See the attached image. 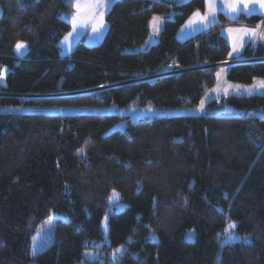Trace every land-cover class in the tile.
Segmentation results:
<instances>
[{
    "label": "trees",
    "instance_id": "trees-1",
    "mask_svg": "<svg viewBox=\"0 0 264 264\" xmlns=\"http://www.w3.org/2000/svg\"><path fill=\"white\" fill-rule=\"evenodd\" d=\"M205 4L116 0L102 42L81 40L62 55L60 43L75 11L67 0H0V74L3 66L10 69L0 84V264H264V118L135 120L15 110L29 103L199 105L218 80L219 66L205 65L232 62L231 43L221 30L232 22L224 15L209 30L178 38ZM158 15L165 18L159 41L142 49ZM240 19L258 24L262 17ZM18 41L29 46L23 58L16 56ZM244 55L264 57V41L248 45ZM171 62L184 72L134 81ZM259 77L264 60L229 65L232 81ZM58 93L66 94L25 97ZM225 103L264 108V93L227 96ZM120 120L125 129L113 130ZM115 190L127 205L111 211L106 243L102 222ZM53 212L64 218L56 222L53 243L33 258L37 226ZM229 221L251 240L224 242ZM193 228L196 239L187 241ZM101 243L126 248L116 262H82L85 250Z\"/></svg>",
    "mask_w": 264,
    "mask_h": 264
},
{
    "label": "rangeland",
    "instance_id": "rangeland-1",
    "mask_svg": "<svg viewBox=\"0 0 264 264\" xmlns=\"http://www.w3.org/2000/svg\"><path fill=\"white\" fill-rule=\"evenodd\" d=\"M3 8L0 5V17L2 15ZM158 17L162 21L163 26L165 22V18L162 16ZM86 20H89L87 16H85ZM99 19V16L96 17V20ZM105 27L101 29L99 32H94L92 30V23L95 21H90L87 26H78L76 30L72 29L68 33H72V36L69 37V41L67 43L64 42L65 36L61 40V53L62 55H69L74 50L75 46L81 40L82 36L89 32L87 36L86 43L89 45H95L102 42L105 38L106 33L109 28V23L107 22L105 16L103 17ZM156 22V26H152V32L146 43L142 46V49H145L147 46H152L159 41L160 32L163 28L162 25H159V22ZM158 29V30H157ZM102 37V38H100ZM25 42V41H23ZM27 45L28 43L25 42ZM29 50V46L26 50L17 53L16 56L19 58H23ZM254 58V57H248ZM228 64L219 65L218 70V80L214 87H212L207 94L203 97L200 104L195 107H178V106H159V105H147V106H137L135 104H130L127 106H121L117 103H112L110 105L103 106H89V105H60V104H45V103H29L19 107L18 111L21 112H40L46 114H114L121 117L130 116L132 119H152L154 117H168L172 115H202V116H223V117H258L264 118V108H238L232 106L230 104H223V98L231 95L236 96H244V95H253V94H263L264 87H261L260 82L264 81V78L259 77L256 78L252 83H240L232 81L228 78ZM6 70V71H5ZM8 66H3L2 68V78H0V84H6V77L9 72ZM165 71V69H164ZM163 72V71H162ZM153 78V77H150ZM201 105H203V111H201ZM125 120H120L113 126L114 129H125ZM115 192L119 193V199L115 198L110 199L111 208L110 211L105 215L108 217L107 222L103 219L102 226L105 235V242L108 243L109 237V216L111 211H122L125 209L127 203L122 201V195L119 191ZM113 194V193H112ZM112 197V195H111ZM104 217V218H105ZM59 218H64V215L58 212H53L50 216L43 219L37 226V230L33 236L32 248H36L38 256L43 250H45L50 244L53 243L55 237V227L56 222ZM235 223V221H229L226 227L228 229L229 224ZM107 225V226H106ZM237 225V224H236ZM223 234L224 242H234V241H250L251 238L248 235H242L237 232L236 227L232 229L230 232L226 231ZM234 233V234H233ZM185 239L187 241H194L196 239V229L188 230L185 235ZM103 243V242H102ZM102 243L98 246L99 248H92L85 250V257L82 260L84 262L86 259H105L106 257H110L113 262H116L118 257L122 255L125 251L126 247L120 248H104L102 247ZM123 248V252L117 251L118 249ZM116 253L117 259H113V253ZM92 255H88V254ZM33 257V256H32ZM34 258V257H33ZM80 262V263H82Z\"/></svg>",
    "mask_w": 264,
    "mask_h": 264
},
{
    "label": "crops",
    "instance_id": "crops-1",
    "mask_svg": "<svg viewBox=\"0 0 264 264\" xmlns=\"http://www.w3.org/2000/svg\"><path fill=\"white\" fill-rule=\"evenodd\" d=\"M116 0H110L108 7L104 10V16L106 18V14L110 10V8L113 6ZM178 3L186 2L187 0H175ZM232 2V0H215L214 5L209 10L207 0L205 4V10H196L187 20L186 22L181 26V28L178 31V38L182 41H185L189 38H192L200 33H203L207 30H209L211 27L215 26L220 21V15H224L227 17L232 23L226 24L222 27V34L229 40L231 43V53L228 61H235L237 59H244L245 55L244 52L246 50V47L250 44H253V46L257 45L260 41H264L261 39V26H264V10H260L259 5H253V7L256 8V11L252 12L250 15L243 10V5L240 6V11L233 13L231 9L229 8V4ZM199 12L201 17H208L211 23H207V26H205V23L200 22V18L195 16L194 14ZM214 14V16H213ZM243 15L251 16V15H260L262 17V20L258 24H248L245 21H241V17ZM160 20V19H158ZM153 21V19H152ZM151 21V25H152ZM159 25L163 26L162 21H158ZM234 22H236L234 24ZM152 28V26H151ZM254 29L257 33L255 37H249L248 35L232 31L229 32V29ZM109 29V28H108ZM264 29V28H263ZM108 32V31H107ZM89 35V32L82 36L81 40H84L86 42L87 36ZM102 38V37H100ZM80 40V41H81ZM242 45V46H241ZM233 46H235L237 49H239V52L233 51Z\"/></svg>",
    "mask_w": 264,
    "mask_h": 264
},
{
    "label": "snow or ice",
    "instance_id": "snow-or-ice-1",
    "mask_svg": "<svg viewBox=\"0 0 264 264\" xmlns=\"http://www.w3.org/2000/svg\"><path fill=\"white\" fill-rule=\"evenodd\" d=\"M69 6L73 8L75 11L71 15V24L73 27V30L75 31L78 26H87V24L90 21H95L92 23V30L94 32H99L101 29L105 27L104 23V10L108 7V4L110 0H67ZM215 0H207V4L209 7V10L211 11ZM243 5V10L247 12L249 15L256 11V8L253 7V5H259L260 10H264V0H232V2L228 5L229 8L233 13H236L240 11V6ZM195 16L200 18L201 23H211L212 21L209 20L208 17H201L200 13L197 12L194 14ZM85 16L89 18V20L85 19ZM99 16V19L96 20V17ZM214 16V14H213ZM158 17H154L152 24L155 27L156 22L158 21ZM207 23H205V26H207ZM158 30V29H157ZM229 32L237 31L242 32L246 35H248L250 38L255 37L257 35L256 31L254 29H229ZM72 36V33H68L67 36H65L64 42L67 43L69 41V37ZM261 39H264V33L260 34ZM242 46V45H241ZM28 48V45L23 41H18L15 45V49L17 53H20ZM234 52H239V49H237L235 46H233ZM231 56L232 53H229ZM6 71V70H5ZM0 78H2V74H0ZM261 87H264V81L260 82ZM201 111H203V105H201ZM81 151H83L81 149ZM115 198L116 200L119 199V193L113 191L112 197L110 199ZM105 222H107L108 217H105ZM107 226V225H106ZM236 224L233 222L229 224L228 229L226 231H231L232 229H235ZM234 234V233H233ZM117 251L123 252V248L118 249ZM31 255L35 258L37 255L36 248L33 247ZM92 255V254H88ZM113 259H117L116 253H113Z\"/></svg>",
    "mask_w": 264,
    "mask_h": 264
},
{
    "label": "water",
    "instance_id": "water-1",
    "mask_svg": "<svg viewBox=\"0 0 264 264\" xmlns=\"http://www.w3.org/2000/svg\"><path fill=\"white\" fill-rule=\"evenodd\" d=\"M259 60H264V57H261V58L254 57V58L237 59L235 61H232L229 65L243 63V62L259 61ZM226 62L227 61L219 62V63H214V64H209V65H205V66L206 67H214V66L222 65V64H224ZM158 76H163L162 72L161 73H157L155 75H147V76H144V77H139V78L135 79L134 81H137V80H146V79H148L150 77H158ZM107 87H111V86H105V87H102V88L104 89V88H107ZM65 94L66 93H58V94H27V95H25V97H51V96H59V95H65Z\"/></svg>",
    "mask_w": 264,
    "mask_h": 264
},
{
    "label": "built area",
    "instance_id": "built-area-1",
    "mask_svg": "<svg viewBox=\"0 0 264 264\" xmlns=\"http://www.w3.org/2000/svg\"><path fill=\"white\" fill-rule=\"evenodd\" d=\"M264 26H261V33H263ZM257 45L254 46L256 48ZM185 68L181 66L179 63L171 62L167 67L165 68V71L162 72L163 75H171V74H178L181 72H184Z\"/></svg>",
    "mask_w": 264,
    "mask_h": 264
}]
</instances>
